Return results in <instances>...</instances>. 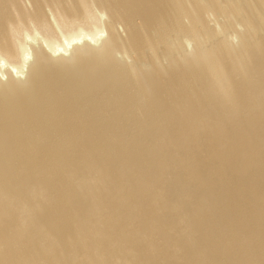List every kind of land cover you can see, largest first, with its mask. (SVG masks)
Wrapping results in <instances>:
<instances>
[{
  "label": "bare ground",
  "instance_id": "bare-ground-1",
  "mask_svg": "<svg viewBox=\"0 0 264 264\" xmlns=\"http://www.w3.org/2000/svg\"><path fill=\"white\" fill-rule=\"evenodd\" d=\"M0 264H264V0H0Z\"/></svg>",
  "mask_w": 264,
  "mask_h": 264
}]
</instances>
